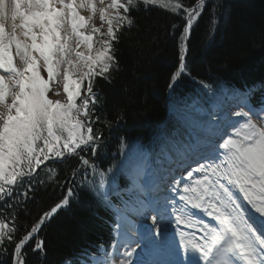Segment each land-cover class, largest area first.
<instances>
[{
  "label": "snow or ice",
  "instance_id": "6c2138e0",
  "mask_svg": "<svg viewBox=\"0 0 264 264\" xmlns=\"http://www.w3.org/2000/svg\"><path fill=\"white\" fill-rule=\"evenodd\" d=\"M141 4L162 7L184 21L179 64L171 76L175 81L187 72V41L206 0L192 5L184 0H0V264H28L29 246L33 253L46 254L39 233L70 203L72 189L30 225L19 222L18 209L26 212L38 187L59 183L58 173L45 162L77 150L95 155L102 145V133L93 128L100 120L95 115L100 96L93 82L96 77L108 80L118 68L113 41L119 42L117 33L135 24L131 12ZM180 27L174 24L173 32ZM94 42L99 48L94 49ZM61 91L65 100L51 98ZM240 105L239 111L226 115L206 113L210 151L193 150L188 158L196 167L189 164L186 174L167 182L174 195L163 207H171L177 222L190 219L196 210L212 218L201 221L198 239L183 242L187 259L181 264H264V102L257 108L241 98ZM80 160L89 164L82 156ZM91 168L100 179L82 186L109 204L107 173L95 164ZM44 169L49 171L42 180ZM139 189L146 190L144 185ZM234 189L243 193L259 223ZM138 211L150 216L151 225L141 226L143 231L134 238L126 224H117L124 232L125 251L107 253L101 246L104 256H93V264H133L131 258L142 244H155L161 232L159 208L142 205Z\"/></svg>",
  "mask_w": 264,
  "mask_h": 264
},
{
  "label": "trees",
  "instance_id": "16d2710c",
  "mask_svg": "<svg viewBox=\"0 0 264 264\" xmlns=\"http://www.w3.org/2000/svg\"><path fill=\"white\" fill-rule=\"evenodd\" d=\"M184 2L192 5L195 0ZM206 5L187 41V72L179 76L169 105L182 108L209 101L212 93L240 88L259 107L264 102V0H206ZM131 16L135 24L117 33L119 42L113 41L118 68L108 80L96 77L93 82L100 96L95 110L100 120L93 128L102 133V145L95 155L77 150L45 162L58 173L59 183L38 187L26 212L18 209L19 222L30 225L67 196L69 188L74 193L39 233L46 254L26 249L28 264H89L90 255L103 253L101 246L108 252L115 238V214L102 197L82 186L97 177L91 165L108 174L120 166L124 149L161 151L164 137L175 132L177 119L167 113V97L179 64L184 21L162 7L143 4ZM174 24L181 25L175 32ZM48 171H40L39 178L47 179ZM119 181L128 184L124 175Z\"/></svg>",
  "mask_w": 264,
  "mask_h": 264
},
{
  "label": "rangeland",
  "instance_id": "374dc122",
  "mask_svg": "<svg viewBox=\"0 0 264 264\" xmlns=\"http://www.w3.org/2000/svg\"><path fill=\"white\" fill-rule=\"evenodd\" d=\"M95 2L98 3V0H95ZM83 14L85 15L89 13ZM83 14L81 11V15ZM95 23L97 26L100 24L99 20L97 19ZM105 29L106 25L102 31ZM95 40L96 39H94V41ZM98 45L99 44L94 42V49H96ZM234 96L246 99V95L243 93H227L224 91H219L210 94L209 101L202 102L201 100H198L197 102H191L185 108L177 110L179 117L177 124L174 126L175 132L172 136H165L164 139L166 140V144L162 143V151L165 153V158L161 159L159 156L157 157L160 159L158 161L160 165L157 164L160 166V172L156 170V165L155 167L153 166L156 161L155 159L154 161L151 159L148 151H143L136 146L130 149H124L120 166L108 173L106 176L105 190L107 193L110 194L113 191H117L115 195L126 205V211L132 207V205H138L142 201V194L141 191L136 188L128 190V192L117 190L119 187V175H124L125 177L129 178L131 184L135 183V185L136 183L139 185L142 181L153 183L155 190L151 193V196L153 197L154 195V198L161 196V193H167L164 186H166V183L170 179L168 176L177 168V165L186 164V159L189 156L194 155L193 150L201 151V153L206 151L205 148H199L204 140L206 143H209V134L207 132L208 117L206 113L212 110L219 112L220 115L229 114L230 112L226 108L229 105L228 101H230ZM51 98H59L62 101L66 99L62 91L59 97L51 96ZM225 104L227 105L225 106ZM231 110H234V108H231ZM172 153L175 154L177 158L170 159ZM194 165L196 166V164ZM99 179L100 178L97 175L95 180L99 181ZM157 179L161 181V184H157ZM125 195H130L132 198H125L127 197ZM117 212L119 213V211ZM118 220L121 222L122 218L118 216L117 224H119ZM117 224L115 227L117 237H120L121 229H117ZM119 232L120 235L118 236Z\"/></svg>",
  "mask_w": 264,
  "mask_h": 264
},
{
  "label": "bare ground",
  "instance_id": "6f19581e",
  "mask_svg": "<svg viewBox=\"0 0 264 264\" xmlns=\"http://www.w3.org/2000/svg\"><path fill=\"white\" fill-rule=\"evenodd\" d=\"M108 2H110V0H106V3ZM83 13L88 12L82 11V14ZM87 15L89 14H85L84 16ZM228 104L229 105L226 109L231 113L239 111V106H242L240 105V100L237 99H231L230 101H228ZM231 108H234V110H231ZM232 119H235V117H232ZM199 148H205L207 152L210 151L209 143H206L205 141L201 143ZM186 168L187 166L182 168V166L178 164L177 168L172 173H170L168 178H170L171 176H175L177 179H179L181 174H186ZM142 185H144L146 188V190L142 192L144 201L140 202L138 205L130 207L127 211L120 212L122 221L119 223L126 224L129 230L128 234L133 235L134 238H138L141 231L138 228V224L140 222H145L148 224V226H150L152 223L150 216H141L138 210L142 207V205H151L153 207L159 208V211L161 213L159 228L161 232L158 237H155L154 245H157L161 248L162 257H156L150 253V249L153 244H142L141 248L137 249L136 253L131 258L132 262L133 264H168L169 262L173 264H181V262H184L187 259V257H185L184 255L182 244L187 240L195 241L202 235V232L200 231L201 220L196 217H191L190 219L185 218V220L181 222H177L176 220L175 222H172V220L175 219V216L174 214H171V207H169L167 210H165V208L163 207L166 199H169L174 195L171 192V187L169 186V188H167V193H161V196H159L158 198H154V195L152 197L150 194L147 195L146 193H149L151 189H154L153 185ZM237 191L238 190H236V194L240 198L239 202L243 204L247 209L248 215L252 216L253 219L257 223H259V215L255 213L251 205L248 204L244 199L243 193H239V191ZM133 226L135 227L133 228ZM124 251V232L123 229H121V236L118 237L113 243L111 253L118 255L119 253H123Z\"/></svg>",
  "mask_w": 264,
  "mask_h": 264
},
{
  "label": "water",
  "instance_id": "95a60500",
  "mask_svg": "<svg viewBox=\"0 0 264 264\" xmlns=\"http://www.w3.org/2000/svg\"><path fill=\"white\" fill-rule=\"evenodd\" d=\"M140 226H148V224L147 223H144V222H141L140 223Z\"/></svg>",
  "mask_w": 264,
  "mask_h": 264
}]
</instances>
